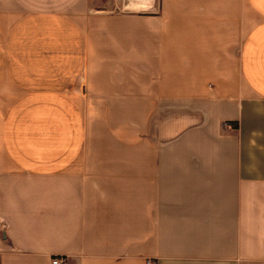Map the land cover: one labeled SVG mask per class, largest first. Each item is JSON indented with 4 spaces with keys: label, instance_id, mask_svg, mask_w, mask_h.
Returning <instances> with one entry per match:
<instances>
[{
    "label": "crops",
    "instance_id": "crops-1",
    "mask_svg": "<svg viewBox=\"0 0 264 264\" xmlns=\"http://www.w3.org/2000/svg\"><path fill=\"white\" fill-rule=\"evenodd\" d=\"M115 4L0 0V264H264V0Z\"/></svg>",
    "mask_w": 264,
    "mask_h": 264
},
{
    "label": "rangeland",
    "instance_id": "rangeland-1",
    "mask_svg": "<svg viewBox=\"0 0 264 264\" xmlns=\"http://www.w3.org/2000/svg\"><path fill=\"white\" fill-rule=\"evenodd\" d=\"M137 1H142V0H137ZM121 2V3H120ZM115 6L117 7L116 10H132V9H140L138 8V6H136V0H115ZM117 4H119L117 6ZM14 106H11V109L13 108ZM24 108V107H22ZM53 108V107H51ZM48 109V108H47ZM54 109V108H53ZM65 109L66 107H58V112L59 114H65ZM47 111H50L49 109ZM42 137H41V144L43 145H49V139L48 137L45 138L44 136V133H42Z\"/></svg>",
    "mask_w": 264,
    "mask_h": 264
},
{
    "label": "built area",
    "instance_id": "built-area-1",
    "mask_svg": "<svg viewBox=\"0 0 264 264\" xmlns=\"http://www.w3.org/2000/svg\"><path fill=\"white\" fill-rule=\"evenodd\" d=\"M64 262V259L61 257H55L53 259V264H62Z\"/></svg>",
    "mask_w": 264,
    "mask_h": 264
}]
</instances>
